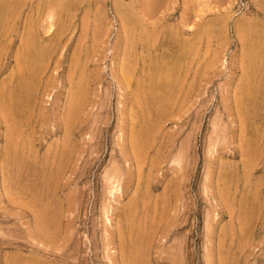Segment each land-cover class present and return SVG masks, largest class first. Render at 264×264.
Wrapping results in <instances>:
<instances>
[{
	"label": "rangeland",
	"instance_id": "rangeland-1",
	"mask_svg": "<svg viewBox=\"0 0 264 264\" xmlns=\"http://www.w3.org/2000/svg\"><path fill=\"white\" fill-rule=\"evenodd\" d=\"M25 2L0 42V264H264V0ZM172 63L163 109L138 101Z\"/></svg>",
	"mask_w": 264,
	"mask_h": 264
},
{
	"label": "bare ground",
	"instance_id": "bare-ground-1",
	"mask_svg": "<svg viewBox=\"0 0 264 264\" xmlns=\"http://www.w3.org/2000/svg\"><path fill=\"white\" fill-rule=\"evenodd\" d=\"M50 3V2H49ZM45 4V3H44ZM47 4V3H46ZM45 4V5H46ZM51 4V3H50ZM53 4H54V2H53ZM56 4V3H55ZM61 4H63L62 3V1H61ZM60 4V5H61ZM26 5V2H25V0H11L9 3H1L0 2V42H1V40L3 39V38H1V37H5V36H7V38H8V32H9V30H10V27H11V25H12V23L15 21V19L17 20V17H18V15H19V13L21 12V10L24 8V6ZM66 5V4H65ZM64 5V6H65ZM48 6H51V5H48ZM59 5L57 4V6H56V8L58 7ZM60 7V6H59ZM58 7V8H59ZM66 8V7H65ZM54 9H55V7H54ZM60 9V8H59ZM61 9H63V7L61 8ZM51 10V9H50ZM58 10V9H57ZM53 11V10H52ZM64 11H65V9H64ZM66 11H68V10H66ZM126 10H124V12H125ZM54 12V11H53ZM53 12H52V15L51 16H49L48 17V19H52L53 18V16H54V14H53ZM57 12V11H56ZM50 13H51V11H50ZM58 13H59V11H58ZM123 13V12H122ZM128 13V12H127ZM64 14H62L61 16H63ZM67 15V14H66ZM120 15H122V14H120ZM131 15V14H130ZM125 16V15H124ZM127 16H129V15H127ZM134 18V17H133ZM131 19V18H130ZM134 21V20H133ZM64 25V24H63ZM187 25V24H186ZM13 26V25H12ZM131 26H132V24H131ZM134 28V27H133ZM50 31V29L47 31V32H49ZM134 31V30H133ZM136 31V30H135ZM173 31V30H172ZM131 32V31H130ZM139 32V31H138ZM148 33V32H147ZM182 33V32H181ZM135 37V36H134ZM175 38V37H174ZM176 38H178V36L176 37ZM6 39V38H5ZM50 38H46V36H41V34L39 33V30H38V28H35L34 26H29L28 27V29H27V33H26V35L24 36V39H23V44H22V49L23 50H21V51H24L23 52V54H24V58H25V60H24V62H23V68L25 69L24 71H26V75H27V77L25 78L26 79V84L28 83V85L31 83V82H33V80H34V78H35V76H36V74L39 72V71H42L41 69L43 68V64H45V60H47V57L49 56L48 55V50L47 49H49L48 48V46H46L47 44H46V42L49 40ZM178 40H179V38H178ZM177 39L175 40V41H178ZM3 41H5V40H3ZM8 41V40H7ZM162 41H164V40H162ZM186 41V40H185ZM184 41H182V43H183ZM6 43V42H5ZM8 43V42H7ZM177 43V42H176ZM181 43V44H182ZM190 43H192V42H190ZM49 44V43H48ZM50 45V44H49ZM132 45V44H131ZM193 45V44H192ZM179 46V45H178ZM182 46V45H181ZM187 41L186 42H184V44H183V51H185V49L187 48ZM191 46V45H190ZM5 47H7L6 45H5ZM193 47V46H192ZM51 48V47H50ZM133 48H134V46H133ZM146 48V47H145ZM144 48V49H145ZM150 48V47H149ZM180 48V47H179ZM188 48H190V47H188ZM187 48V49H188ZM195 48V47H194ZM6 49V48H5ZM181 49V50H182ZM191 49H193V48H191ZM190 50V49H189ZM194 50V49H193ZM6 51V50H5ZM255 51V50H254ZM0 52H1V49H0ZM168 52V51H167ZM195 52V51H194ZM207 52V51H206ZM257 52V51H256ZM255 52V53H256ZM5 53V52H4ZM140 53V52H139ZM177 54H179V53H177ZM191 54V53H190ZM193 54V53H192ZM140 55V54H139ZM3 56V55H2ZM178 56V55H177ZM191 56V55H190ZM253 56V55H252ZM257 56H258V54H257ZM166 57V56H165ZM170 57V56H169ZM175 57V56H174ZM192 57V56H191ZM255 57H256V55H255ZM255 57H253V58H255ZM144 58V57H143ZM168 58V57H167ZM182 58V57H181ZM252 58V59H253ZM136 59V58H135ZM163 59H164V57H163ZM162 59V60H163ZM169 59H171V58H169ZM173 59V58H172ZM251 59V58H250ZM165 60V59H164ZM191 60V59H190ZM144 61V60H143ZM170 61V60H169ZM176 61V60H175ZM250 61V60H249ZM252 61L253 62H256V59H255V61L254 60H251V64H250V67H252V65L254 66V64H252ZM167 62V61H166ZM131 63H132V61H131ZM168 63V62H167ZM179 63V62H178ZM249 63V62H248ZM157 64V63H156ZM162 64V63H161ZM171 64V63H170ZM173 64V63H172ZM256 64V63H255ZM143 65V64H142ZM160 65V64H159ZM168 64H164V66L162 65V66H159L158 67V69L156 70L157 71V76H148L149 77V81H148V85H143V84H141V83H139V85H138V87H137V89H138V91H140V95H138L139 97L137 98L138 99V101H142V100H144V102H145V100L147 101V100H150V101H152V102H154L155 104H158L159 105V103H160V105L157 107L158 108V110H162L163 109V107H164V105H163V102H164V100L165 99H163V98H160L161 97V95L159 94V91H161L163 88H165V86H167L166 85V83L168 82V79L170 78L171 79V76H172V74L174 73V68H175V65L173 64V65H168ZM180 65V64H179ZM257 65V64H256ZM258 66H259V64H258ZM0 67H1V64H0ZM179 67V66H178ZM45 68V67H44ZM43 68V69H44ZM248 68V67H247ZM257 68V67H256ZM255 68V70H257ZM126 69V68H125ZM130 69V71H131V69L132 68H129L128 67V70ZM261 69V68H260ZM144 70V69H143ZM254 69H253V71H255ZM258 70H259V68H258ZM250 71V70H249ZM248 71V72H249ZM253 71H252V73H253ZM134 72V71H133ZM256 72V71H255ZM154 73H156L155 71H154ZM179 73V72H178ZM147 74H150L149 72H147ZM251 74V73H250ZM255 74H259L258 72H256ZM145 75V74H144ZM127 76V75H126ZM142 76V75H141ZM147 76V75H146ZM159 76V77H158ZM138 77V76H137ZM179 77V76H178ZM253 77H254V75H253ZM133 78V77H132ZM159 78V79H158ZM144 80H146V79H144ZM35 81V80H34ZM127 81V80H126ZM173 81V80H172ZM144 82V81H143ZM22 83H23V80H22ZM130 84V83H129ZM127 85V84H126ZM133 87V86H132ZM29 88H31V84H30V87ZM128 88V87H127ZM129 89V88H128ZM140 89V90H139ZM10 90V89H9ZM23 90H24V87H23ZM30 90V89H29ZM136 90V89H135ZM247 91V90H246ZM252 92V91H251ZM1 93V92H0ZM12 93V95L10 96L9 94V96L10 97H8V96H6L7 98H5L4 99V103H8L7 104V106H4L5 108H6V111H7V113L9 114V115H11V116H13V114H14V112L15 111H17L18 110V108L17 107H19V104L24 100H20L21 98V95H20V97H16L15 96V94L16 93H14L13 94V92H11ZM250 94V93H249ZM5 95H6V93H5ZM17 95V94H16ZM24 95V94H23ZM28 95V94H27ZM166 95V94H165ZM245 95V94H244ZM247 95V94H246ZM26 96V95H25ZM167 96H169V95H167ZM167 96L165 97L166 99H167ZM5 96H3V98H4ZM28 97V96H27ZM75 97V96H74ZM247 97V96H246ZM0 98H2L1 96H0ZM78 98V97H77ZM135 98H136V96H135ZM248 99V98H247ZM249 99H251V98H249ZM3 100V99H2ZM1 100V101H2ZM76 100V99H75ZM170 101H171V99H169ZM9 101V102H8ZM21 101V102H20ZM27 100L25 99V102H26ZM20 102V103H19ZM168 103H169V101H167ZM167 103V104H168ZM250 103V102H249ZM0 104H2V103H0ZM26 104V103H25ZM148 104V103H147ZM164 104H165V102H164ZM3 105V104H2ZM6 105V104H5ZM20 105H22V103L20 104ZM76 106V105H75ZM74 106V107H75ZM79 106V105H78ZM78 106H76V107H78ZM81 106V105H80ZM142 106V105H141ZM152 106V105H151ZM163 106V107H162ZM74 107H73V110H74ZM147 107V106H146ZM149 107V106H148ZM155 107H156V105H155ZM4 108V109H5ZM79 108V107H78ZM153 108V107H152ZM166 108V107H165ZM77 109V108H76ZM19 111H20V109H19ZM76 112H77V110H76ZM78 115V114H77ZM163 115V114H162ZM13 119V118H12ZM14 120V119H13ZM12 120V121H13ZM18 119L16 118V123L14 122L13 123V125L11 126L12 127V131H10V134H11V132H13V131H15L18 127H20V126H18V121H17ZM20 124V123H19ZM11 125V124H10ZM18 126V127H17ZM19 129V128H18ZM14 133V132H13ZM13 133H12V135H13ZM18 133V132H17ZM147 135V134H146ZM15 136V135H14ZM149 137V136H148ZM11 138H14L13 136L11 137ZM19 138V137H18ZM144 138V137H143ZM146 138V137H145ZM15 139V138H14ZM13 140V139H12ZM16 140V139H15ZM138 140V139H137ZM140 141V140H139ZM9 142V141H8ZM136 142V141H135ZM16 142L14 141V144H15ZM24 143V142H23ZM13 145V144H12ZM20 145V144H19ZM140 145V144H139ZM14 147H16V145L14 146ZM21 147V146H20ZM18 149V148H17ZM21 150V149H20ZM16 152V151H15ZM22 155V154H21ZM20 156V155H19ZM23 156V155H22ZM9 157V156H8ZM15 166H17V165H15ZM19 166V165H18ZM25 174V173H24ZM28 191V190H27Z\"/></svg>",
	"mask_w": 264,
	"mask_h": 264
}]
</instances>
